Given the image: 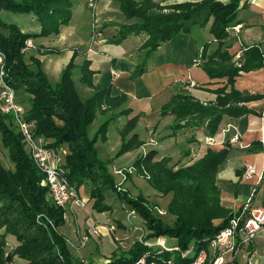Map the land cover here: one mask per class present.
<instances>
[{"label":"trees","instance_id":"1","mask_svg":"<svg viewBox=\"0 0 264 264\" xmlns=\"http://www.w3.org/2000/svg\"><path fill=\"white\" fill-rule=\"evenodd\" d=\"M112 1L119 4L126 19L136 21L127 26L115 42H120L127 35L145 32L148 39L143 48L147 50V55L173 37L187 33L190 27H186L185 22L201 8H207L214 17L210 32L217 47L208 57L204 68L210 78L227 77L231 89L228 93L224 89L216 90L215 104L211 106H203L192 97L174 95L161 110V114H172L176 118L170 130L199 126L207 119V132L212 137L217 133L224 115L237 116L247 112L237 105L255 100L257 96L236 92L233 89L234 78L239 71L262 67L264 56L258 49L250 48L244 54L242 65L235 67L231 63L232 57L225 51L223 41L227 37L226 29L236 22L240 0H228L227 3L203 0L199 4L169 6H161L152 0ZM71 8V0H0V12L33 15L41 27L39 36L44 37L59 34L60 27L70 21ZM33 36L0 19L3 79L15 92L23 89L29 95L25 119L35 123V135L45 139L47 148L56 151L66 146L68 153L64 168L70 185L77 190L81 184H88L94 207L98 211H105L108 207L102 204V189L109 187L115 190V185L104 163L97 158L95 143L98 135L106 133L112 119L103 122L93 138L89 136V128L101 106L114 108L120 100L110 97L109 90H100L82 101L72 80L75 68L73 59L63 69L56 86L52 87L40 62L25 58V41ZM41 52L44 55L53 53L46 49ZM79 68L81 82L91 87L88 64L85 62ZM141 72L142 66H139L136 75ZM124 112L127 115L130 113L128 109ZM137 118L138 115L130 118L120 131L121 154L141 146L137 134L127 139ZM0 144L13 164L12 170L6 169L0 160V264H11L14 260L22 264H82L72 256L59 232L64 226L61 210L50 202L43 174L26 152L12 119L1 113ZM156 154L155 150H150L139 155L133 167L161 196L171 195L168 212L174 217L173 225L168 226L153 215L142 198L121 199L145 222V228L149 231L145 239L165 236L174 240L169 247L177 246L181 250L192 248L193 255L187 260L176 259V264H188L198 252L207 249L209 241L226 227L230 219L220 204V191L216 183L218 169L225 162L229 150L208 149L202 158L178 168L170 166L168 158L155 161ZM219 219L223 221L215 224ZM10 242L15 246L12 249ZM151 251L155 250L136 242L124 251L113 252L104 264H132L143 253ZM168 256L169 253L164 254V257Z\"/></svg>","mask_w":264,"mask_h":264},{"label":"crops","instance_id":"2","mask_svg":"<svg viewBox=\"0 0 264 264\" xmlns=\"http://www.w3.org/2000/svg\"><path fill=\"white\" fill-rule=\"evenodd\" d=\"M152 1L160 3L161 6H169L181 3L199 4L203 0ZM71 2V17L80 2L87 4V0ZM97 8V17L94 19L97 20V23L94 21L95 32L92 26L93 17L86 14L78 22H73L70 18L67 25L60 27L58 35H51L48 39L64 42L66 32L74 30V33L80 34V37L72 41L67 48L68 55L65 56L62 67L71 57H75L72 77L75 75L82 88H85L87 96L90 97L96 91L109 90L110 97L120 100L114 108L103 105V110L107 109L110 113L109 119H112L110 124L118 122L122 129L126 125V120L143 112L152 111L154 102L155 107L162 110L174 95L192 97L203 106H211L215 104L216 90L224 89L226 93L230 91L227 77L210 78L204 68L208 57L217 47L216 40L210 32L214 17L209 14L207 8H201L185 22V26L190 27L187 33L179 34L161 44L151 55H147V50L143 48L148 39L145 32L130 34L120 42H115L127 26L136 22L122 15L117 2L98 0ZM19 15L24 20L30 19L29 24L35 21L37 23L31 14ZM17 27L22 33H29L26 26ZM233 27H236L237 31L233 30ZM63 28L64 30L60 31ZM227 29V37L223 43L235 67L237 63L242 65L244 54L250 48L258 49L264 56V0H240L236 22ZM81 39L84 42L90 41V46L76 48ZM30 49H34L33 43ZM42 50L45 48L41 47L39 54L43 56ZM236 55H239L238 59ZM197 59L198 62L194 63ZM85 62L88 64L91 87L81 82L79 67ZM139 66H142V72L136 75ZM233 89L243 95H256L257 98L237 105L247 110L246 113L237 116L224 115L214 136L208 135L207 119L199 126L170 130L176 122L172 114H161V130L160 127L158 129L160 131L157 130L161 134V143L158 144L161 148V159L168 158L170 163L178 166H189L202 158L208 149L220 151L228 148L229 154L219 167L216 177L220 204L227 216L241 211L247 204L248 211L259 208L264 203V60L260 68L239 71L234 78ZM125 109L130 111L128 115L124 112ZM100 113L102 112H96L95 119ZM153 114L157 116V112ZM120 129L117 128V131ZM225 129L228 130L223 133L222 130ZM131 132L134 133V130ZM234 134H238L239 141L230 143L229 139ZM137 136L139 138V134ZM207 138H213L214 142L209 145L205 141ZM147 144L143 143L139 149L143 152L142 148ZM150 145L156 143L150 142ZM144 152L142 154L148 151ZM249 165L254 167L255 176L251 181H246L242 176L245 167ZM222 221L223 219H219L214 223L219 224ZM68 226H64L65 229L67 227L66 231ZM13 245L14 243H11V246ZM240 252H243L246 261L264 264V230L237 253L227 254L224 257L225 264H238ZM106 259L102 264L107 261Z\"/></svg>","mask_w":264,"mask_h":264},{"label":"rangeland","instance_id":"3","mask_svg":"<svg viewBox=\"0 0 264 264\" xmlns=\"http://www.w3.org/2000/svg\"><path fill=\"white\" fill-rule=\"evenodd\" d=\"M80 1L81 0H78V2ZM97 9L98 8L96 4V9L93 12L95 16L93 17L89 9L88 11H86V4L84 2H80V4L73 10L71 20L73 22H78L81 20V17L83 15L86 16V14H88L93 17L92 26H94V21L95 23H97V20H94L97 17ZM19 16L20 15L18 13H12L3 10V12H1L0 14V19L7 24L26 26V28H28L27 32H29L26 34L35 35L31 37L34 49H27L24 52L25 58H34L38 60L40 62L41 69L46 74L50 85L52 87H55L60 80L62 71L65 66L71 61V59H73L74 61L75 57H71L67 61L66 65L62 67L65 56L68 55L67 48L70 46L72 41L74 42L76 41V39H78V37H80V34H78L77 32L74 33V30H66L68 32H66L65 34V41L63 42L62 40H56L54 42V39H48L49 36H39L41 27L38 22L36 23L35 21V23L29 24L30 19L27 18V20H24V18ZM63 30L64 28L60 31ZM80 46L89 47L90 41L84 42V40L81 39L78 41V45H76V48ZM41 47L45 48L46 50L53 51V53H48L42 56L39 54V49ZM72 80H74L76 84L75 87L79 98L82 101L87 100L89 96H87L85 88H82L75 75H73ZM14 96L15 102L22 107L23 111L27 110L29 106V95L23 89H21L14 92ZM103 107L104 106H101L99 110V112L102 113L97 115V118L94 119L89 128V136L91 138L96 135L102 123L110 117V113L108 112V110L106 109L104 111ZM153 112H157V116L154 115ZM122 116H124V113L122 114ZM126 118L129 119V117ZM127 122L128 120L125 121V123ZM160 122L161 108L155 107L154 102L152 105V111H150L149 113L143 112L138 115L135 127L133 129L134 133L130 132V134L128 135L129 137L127 136L128 139L133 134H139L138 139L139 142H141V146L143 145V143L147 144L149 142V144L144 146L142 150L143 152L149 151L151 149L156 150L157 154L155 161L161 160V148L160 146H158V144L161 143V134L158 133V131L161 130ZM121 123L122 122H120V125ZM159 127L160 130H158ZM117 128H121L118 125V122L111 124L109 123L106 133L103 136L98 135L95 143L97 158L102 163H104L107 172L113 180V184L115 185V190L109 187H103L102 189L104 196L102 199V204L108 207V209L105 211H98V209L94 207V200L90 198V186L86 183H83L77 188V192L81 200L84 201L83 208L79 211H74V220L71 221L69 226L67 224H64V226H68L67 231V227L65 229L64 226L59 229V232L64 237L72 256L76 257L82 264H102L104 262V259L109 258L113 254V252H119L121 250L124 251L136 242H140L143 247L147 248L150 243H155L158 239L164 237L163 239H165L167 246L174 244L173 239L165 236H158L150 240L145 239L146 235L149 234V231H147L145 228V222L138 216L135 211L134 212L136 215H128V213L133 210L129 208V206L123 199H121V197H127L134 200L142 198L143 203L151 210V213L157 218L161 219L163 223L168 226H172L174 222V217L168 212V205L171 201V195L167 194L165 196H161L160 193L153 190L149 186L146 178L139 176L136 173L133 164L137 157L139 155H142L143 153L141 149H139L141 146H136L130 151L122 154L119 153L122 144V141L120 140V131L124 127L119 131H117ZM150 142H155L156 145H150ZM56 151L60 153L62 163L65 165V155L68 153L66 146L59 147ZM0 160L4 168L11 170L13 169V164L9 161L7 151L1 146V144ZM169 165L173 166L174 168L185 167L178 166L172 163H169ZM128 169H131L130 173L126 172ZM119 170L125 173V179L122 175L116 173ZM159 211H161L162 213H159ZM238 213L239 212H234L230 217ZM95 230H98V234L95 232ZM77 231L79 236H87L86 245L84 247H80L79 245V241L76 237ZM9 240H13V238H9ZM14 247L15 246L11 247L10 249ZM181 251H188V249ZM168 257H171L175 262L178 258L181 260L183 259L177 252H169ZM238 257L240 260L238 261V264L255 263V261H246L243 252H240ZM187 259L188 258L186 257L183 260L185 261ZM192 260L189 261V264L192 262ZM223 263L225 264V261H223ZM11 264L22 263L18 260H14Z\"/></svg>","mask_w":264,"mask_h":264},{"label":"built area","instance_id":"4","mask_svg":"<svg viewBox=\"0 0 264 264\" xmlns=\"http://www.w3.org/2000/svg\"><path fill=\"white\" fill-rule=\"evenodd\" d=\"M97 2L98 0H87V8L91 11L93 17ZM94 30L93 26V31ZM226 30L228 31V29ZM233 30L237 31V28L233 27ZM31 47L32 42L30 39H27L23 51L25 52ZM236 58L238 59L239 55H236ZM197 62L198 59L194 60V63ZM3 65L4 56L0 52V113L12 119L21 135L26 152L44 176V184L48 189L50 202L61 210L63 223L70 225L71 221L74 220V211L81 210L84 201L81 200L75 187L70 185L60 153L47 148L45 139L35 135V123L33 121H26L25 111L15 102V91L5 83L3 79ZM236 66L240 67V64L237 63ZM227 130L228 129L222 130V132L224 133ZM205 141L211 145L214 139L207 138ZM229 141L230 143H237L239 141L238 134H234ZM126 172L130 173L131 169H128ZM116 173L122 175L125 179V173L123 171L119 170ZM254 176V167L250 165L246 166L242 178L246 181H251ZM259 180H262L261 176ZM247 209L248 204L239 211L238 214H234L230 217L226 227L214 235L209 241L207 249L198 252L197 255L193 257V260L191 259L192 262L190 264H224V257L227 254H235L239 249L249 245L254 237L260 231L264 230V203L259 208L248 211ZM159 213L162 212L159 211ZM128 215L131 216L136 214L134 211H130ZM95 232L98 234V230H95ZM76 234L80 247H84L86 245L87 236H79L78 231ZM163 238L164 237H161V239H158L155 243L152 242L147 246L155 251L143 253L132 264H176L171 257H164V254L169 252H177L183 259L193 255L192 248L183 252L177 246H167Z\"/></svg>","mask_w":264,"mask_h":264}]
</instances>
